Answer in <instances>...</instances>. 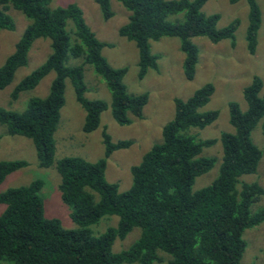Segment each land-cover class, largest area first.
<instances>
[{
    "label": "trees",
    "instance_id": "1",
    "mask_svg": "<svg viewBox=\"0 0 264 264\" xmlns=\"http://www.w3.org/2000/svg\"><path fill=\"white\" fill-rule=\"evenodd\" d=\"M103 20H109L111 0H93ZM129 13L118 35L135 44L138 52V79L157 69L160 56L151 54L150 42L175 38L183 53L182 73L187 81L195 77L199 50L193 39L204 37L217 44L229 40L239 21L218 28L219 15H205L208 0H116ZM231 5L241 0H228ZM248 8L246 50L254 55L261 27V10L256 0H245ZM51 0H0V30L13 31L11 8L21 13L28 25L13 52L0 66V91L8 87L15 72L27 65L31 47L38 39L49 40L50 53L44 62L23 77L10 93L11 101L20 93L34 89L50 72L55 73L44 98L33 97L22 112L0 108V124L10 136L31 140L39 168L53 165L54 133L64 105L65 80L73 88L76 101L85 111L83 131L99 127L100 115L110 108L113 120L130 125L141 119L148 103L147 93L129 94L123 83L126 68H113L102 55L110 44L99 41L86 24L76 4L50 7ZM68 22L72 28L68 29ZM69 58L82 59L92 66L105 83L110 103L88 100L83 65L67 66ZM214 93L212 84L198 88L187 99H173L174 115L162 127L161 141L152 145L138 165L130 168L131 186L120 192L105 177L107 158L131 146L128 140L113 143L102 131L104 156L95 162L80 157H64L55 169L60 177L58 190L69 209L76 229H64L60 220L44 216L39 195L41 180L9 188L0 194L4 210L0 214V264H155L159 252L169 259L165 264H241L246 248L245 230L264 222V207L253 212L251 206L264 194L257 183L242 177L255 174L261 151L251 134L261 123L264 140V85L253 76L242 89L245 103L228 104V121L233 132H223L221 163L212 183L197 191V177L209 172L216 159L200 157L216 140H200L193 130H202L218 117L217 111H202ZM27 166L22 160L0 162V184L11 173ZM105 216H117L116 227L94 236L90 227ZM140 229L138 239L127 249L114 252L116 240H124ZM264 256V249H263Z\"/></svg>",
    "mask_w": 264,
    "mask_h": 264
},
{
    "label": "rangeland",
    "instance_id": "2",
    "mask_svg": "<svg viewBox=\"0 0 264 264\" xmlns=\"http://www.w3.org/2000/svg\"><path fill=\"white\" fill-rule=\"evenodd\" d=\"M261 10V27L258 32L257 48L254 55L246 50V27L248 8L245 0L231 5L228 0H208L202 8L205 15L218 14V28H224L233 20L239 21L234 34V46L229 40L217 44L204 37L192 41L199 50V61L195 77L185 80L182 73L183 53L179 50V42L175 38H162L150 42L151 54L160 56L156 70H148L143 79H138V52L135 44L118 35V29L127 22L128 11L116 0H111L113 16L103 20L98 5L93 0H51L50 7H64L68 4L78 5L86 24L99 41L110 44L102 49V55L113 68H126L123 83L129 94L147 93L148 103L143 109L142 118H133L130 125L117 124L111 115L110 108L100 115L99 127L90 133L83 131L85 111L76 101L73 88L68 79L65 80L64 105L60 110V118L54 133L55 153L53 165L47 169L39 168L34 146L31 140L21 136H10L0 124V162L22 160L27 166L9 174L0 184V194L9 188L30 184L35 179L43 182L39 195L43 201L44 216L47 219L60 220L64 229H76L71 222L69 209L61 200L58 186L60 177L55 169L56 163L64 157H80L88 162H95L104 156L102 131H106L113 143L128 140L131 146L117 150L107 158L105 177L109 183L118 186L120 192L131 186L130 168L138 165L142 156L152 145L161 141L162 127L174 115L173 99H187L195 90L207 83L212 84L214 93L202 111H217V119L202 130H193L200 140L213 139L216 143L203 148L200 157H213L216 162L212 169L197 177L192 186L193 191L202 189L217 177L221 163L222 146L219 141L223 132H233L228 121V104L235 102L244 111L246 106L242 89L250 84L253 76H258L264 85V0H256ZM14 21L13 31L0 30V66L13 52L14 46L28 20L19 12L9 9L7 12ZM68 29L72 28L68 22ZM50 41L38 39L30 49L27 65L19 68L12 83L0 91V108L7 111L22 112L30 98H44L54 72L47 74L32 90L19 94L17 100L11 101L10 93L18 82L41 65L50 53ZM67 66L83 65L85 98L110 103V94L104 81L96 75L92 66L83 64L82 59L69 58ZM253 144L261 151L262 156L255 174L243 176L247 183H257L264 191V140L261 123L257 124L251 134ZM0 204V214L4 210ZM264 207V194L251 208L255 212ZM117 216H105L97 224L90 227L94 236L104 233L109 227H116ZM140 235L139 228L133 230L124 240H116L112 249L120 252L127 249ZM246 248L241 264H264V222L247 229L243 233ZM160 263L165 264L169 257L159 252Z\"/></svg>",
    "mask_w": 264,
    "mask_h": 264
}]
</instances>
